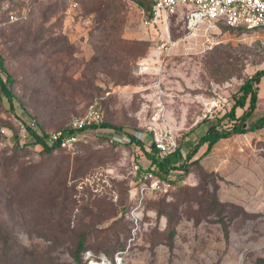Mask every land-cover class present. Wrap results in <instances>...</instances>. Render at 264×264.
I'll return each instance as SVG.
<instances>
[{"label":"rangeland","instance_id":"374dc122","mask_svg":"<svg viewBox=\"0 0 264 264\" xmlns=\"http://www.w3.org/2000/svg\"><path fill=\"white\" fill-rule=\"evenodd\" d=\"M146 6L0 0V65L14 94L10 107L0 92V239L8 234L33 253L24 264H84L74 259L79 242L95 258L121 252L120 264H264V129L251 146L236 133L221 140V151L236 146L230 154H217L215 143L184 160L211 124H230L220 117L264 68V28L215 22L190 30L180 10L167 27L146 25ZM257 87L246 127L264 118V77ZM199 97L220 101L213 119L202 117ZM91 104L144 147L155 132L170 130L178 143L171 165L184 162L188 170L183 177L171 170L173 188L145 198L134 236L131 171L149 164L138 143L98 128L81 145L46 152L24 131L66 128Z\"/></svg>","mask_w":264,"mask_h":264},{"label":"built area","instance_id":"2783aa9c","mask_svg":"<svg viewBox=\"0 0 264 264\" xmlns=\"http://www.w3.org/2000/svg\"><path fill=\"white\" fill-rule=\"evenodd\" d=\"M178 10L182 12L186 27L190 30L196 29L200 24L215 22L246 29L264 28V0H151V8L146 15L143 12L144 24L165 25L167 27L170 17ZM199 98L204 106L202 117L213 119L212 109L219 107L220 101H208L203 97ZM102 120V110L95 104H91L82 115L72 117L66 129L52 132L44 140L48 145L57 142L60 147H71L75 142L82 140L89 131L100 128L99 124ZM27 126L35 130L38 135H42L37 132L33 125ZM24 131H26V128H24ZM152 145L158 150V154L162 159L172 158L178 149L177 140L170 130L155 132ZM150 164V160L147 167L136 163L133 165L132 170L135 171L140 167L146 169L149 168ZM150 167L153 168L154 166ZM136 183L138 185L134 193L135 196L137 195V203L131 213L135 224L132 229L133 236L140 225L141 216L139 215L140 211L137 210L143 205L144 199L151 194L167 192L170 187L168 180L154 178L149 173L139 176ZM85 254V259L92 264H120L122 260L121 252H117L113 259L108 258L106 255L95 258L89 251Z\"/></svg>","mask_w":264,"mask_h":264},{"label":"trees","instance_id":"16d2710c","mask_svg":"<svg viewBox=\"0 0 264 264\" xmlns=\"http://www.w3.org/2000/svg\"><path fill=\"white\" fill-rule=\"evenodd\" d=\"M146 2H147L146 9L149 10L151 8V0H146ZM138 4L141 5L140 1ZM226 26L229 28H237V27H231L228 25H226ZM1 71L4 72L5 79H3V77L1 76V73H0V92L3 94V96L6 97L7 101L10 104V107H11L12 102H13V98H14V94H13L12 89L10 88V85L13 83V78H12L11 74L5 69V67L3 65H0V72ZM262 76H264V68L255 71L254 74L249 79H246L239 88L241 91V94L239 95V97L234 98V103L229 107L228 111L224 112L222 114V117H220L222 120L221 122H225L226 124L228 122H230V124H228V125H230L231 127H228V125H223L224 128H219V127H216V126L211 124L205 130L204 133L199 135L197 142L194 144L193 143L191 144L189 150L185 154L184 160L186 162L190 161L193 158V156L197 153V151L199 150V148L202 145H205V150L202 153L203 155H205L211 150V148L214 146V144L222 138H227V137L231 136L232 134H236V133L237 134L245 133L247 131H251V130L261 128L264 126V118H263L258 123V125H256V126H253V127L252 126H249V127L245 126V127H243V124H245L246 117L250 115L251 111L255 107V103H256V99H257V84L259 83ZM254 84H256L255 88H254ZM246 101L248 102V106H247L246 110H244L242 112V114L237 115L236 109L238 107H240L241 105H243L244 103H246ZM35 122H36V120H35ZM36 124L39 125L38 121L36 122ZM24 126L26 128L27 133L35 139L34 143L40 144L43 147L44 151L51 152L52 150L61 148L59 143H57V142L53 143L52 145H48L45 142L44 138L48 134H50L51 132H46L44 129H42L41 130L42 135H38L36 133V131L32 130L29 126H27V125H24ZM99 127L100 128H112V129H115L117 132H123L124 135L128 138V142H126V144L138 143L140 145V150L143 152V156L146 157L147 159H149L151 162L150 166H154V167L151 168L149 166V168H146V169H143L142 167H140L135 171L132 170L131 172L134 173L136 178H138L139 176H141L144 173H149L154 178L156 177V178H159L162 180H168V182L170 183V187L168 190H171L176 181H174L173 179H168L167 176H168L169 172L171 170L182 171L181 176L183 177V174L188 171L184 162H182L178 166L171 165V157H168L166 159L160 158V156L158 154V150L152 145V143L150 144L149 148L144 147L143 143L140 142L135 135L128 133V132H124L122 126L112 125V124L102 120L101 123L99 124ZM64 129H66V128H62L59 130H64ZM55 131H58V130H53L52 132H55ZM80 141L75 142V144L71 147H76L77 145H81L82 142H80ZM135 159H136V161L138 160L137 157H135ZM196 160L197 159H195L191 162H195ZM11 201L12 200H9V202H8L9 207L7 206V208H10ZM61 203H62L63 207H65L66 203H64L63 201ZM132 220L129 219L130 224H131L130 228L135 227V224ZM223 229H224V234L227 237V229H226L225 225L223 226ZM1 232H2V228L0 227V233ZM130 237H131V231L129 230L127 238H130ZM82 248H83V244H82V242H79L77 244L76 249H75L74 259L77 260L78 262H83L85 264V261L83 260L84 252L90 251V250H85V251L80 252L82 250ZM122 249L123 248H120L119 250H122ZM0 253H1L0 261L2 264H24L25 261H23V260L27 258L26 255H28V254L32 255L33 254L31 252H28L27 248L25 246L19 244V242L16 241L15 239L12 240V238L8 234H6L2 240L0 239ZM107 256L110 259L113 258V256L111 254H109ZM31 260L34 261L33 255L31 257Z\"/></svg>","mask_w":264,"mask_h":264},{"label":"crops","instance_id":"0c3cea01","mask_svg":"<svg viewBox=\"0 0 264 264\" xmlns=\"http://www.w3.org/2000/svg\"><path fill=\"white\" fill-rule=\"evenodd\" d=\"M264 76H262L261 77V79L263 78ZM261 79H260V81H259V83L261 82ZM258 83V84H259ZM258 84H257V86H258ZM258 88V87H257ZM246 103H248L247 101H246ZM246 108V107H245ZM245 110V109H244ZM244 110H242L241 112H239V107L236 109V114L237 115H240V114H242V112L244 111ZM264 128L263 127H261V128H257V129H254V130H251V131H247V132H245L243 135H245V141L244 142H242L241 144H244L245 145V147H246V145L248 144V146H251V142L252 141H254L253 139L254 138H260V137H262L261 135H263V130ZM229 138H231V137H228V138H222V139H220L218 142H216V152H217V154H224V153H228V154H230L232 151H233V149H235L236 148V146L235 145H233V144H230L229 143V145H228V148L227 149H225V150H223V151H221V147H222V145H224L225 146V142H223V141H221V140H223V139H229ZM230 140V139H229ZM233 140L234 141H236V138H233ZM223 146V147H224ZM147 159V158H146ZM148 160V159H147Z\"/></svg>","mask_w":264,"mask_h":264},{"label":"water","instance_id":"95a60500","mask_svg":"<svg viewBox=\"0 0 264 264\" xmlns=\"http://www.w3.org/2000/svg\"><path fill=\"white\" fill-rule=\"evenodd\" d=\"M246 126V124H243V127H245Z\"/></svg>","mask_w":264,"mask_h":264}]
</instances>
